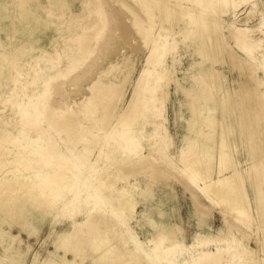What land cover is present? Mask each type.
<instances>
[{"label":"bare ground","instance_id":"obj_1","mask_svg":"<svg viewBox=\"0 0 264 264\" xmlns=\"http://www.w3.org/2000/svg\"><path fill=\"white\" fill-rule=\"evenodd\" d=\"M39 1L0 0V22L5 24L6 28L8 27L10 30L16 29L18 32H24L26 25L32 23L29 16L33 15L37 18L33 22V28L36 30L41 18V14L37 12L40 6L64 11L66 8L64 3L67 0H43L44 2H41L40 5ZM116 1V4L120 2L119 0L118 3ZM200 1L202 2V6L204 5V8L209 10L202 19V26L206 28L207 32V39L202 52L205 55H209L215 63L219 59L221 60L220 54L223 51H228L227 47H230L226 46L224 36L217 32L220 19H217L218 16L215 17L216 14H219L217 13L219 6L216 2L223 1L225 4L224 9L228 10V5H231V7H233L232 5H239L240 0ZM200 1L198 0L197 2ZM126 3L121 0V8L126 5L128 11L130 10L133 25L138 28V34L143 35L142 40L146 42L143 43L145 45L148 44L152 36L150 31L152 30V7L154 3L142 0L141 6L144 8L145 14H148L150 23L144 20L143 15L140 13V8V11H138L135 7V9L132 7L134 5H130L127 1ZM87 5L94 8L91 10L90 7V14L89 12L87 13L90 17L87 21L85 23L80 22L81 24L73 21V24L70 25V29L73 30L75 36L74 39L79 41V44L78 47L73 49L72 53L67 55L64 69L58 70L54 75L48 76L46 79L44 77L41 79L43 90L41 89L40 96L42 97H37V100L33 101L32 107L25 100L18 99L15 101L16 105L20 107L19 118L11 120L8 117L0 121V154L11 153L13 148H17L15 155L8 156L0 161V203L4 204L6 201H15L23 196L25 199L29 198L33 202H38L39 206L45 207H41L45 212L51 214L54 212L55 205L60 199L65 201V207L75 197H81L82 195L81 199L85 203L90 202L92 208H98L100 202H107L112 206H115L114 203L116 202L117 206H115L113 218L100 212L92 219L89 216L84 221H75L72 234H75L73 237L74 240L76 238V241L70 242L72 240L68 238L69 235H58L55 239L58 242L54 243V250L48 249L46 255H44L45 257L38 264H148L149 259L151 261L156 256L163 257V253L167 252L170 254L174 253V251L181 253L183 251L182 248L185 247L178 241V235L182 232V229L174 220L158 226L154 219H152V223L158 229L156 234L152 235L149 239L154 245L148 248L145 245L143 246L141 244L142 241L136 238L134 249L122 248L119 246L121 237L118 235V231H116V222L124 218L127 207L130 209L129 214L131 216V208H129V206H133L130 200L132 192L131 184L136 183L130 180L129 182L127 179L131 175L141 172L145 173L147 178L152 180L153 183L163 181L165 185H169L170 183L164 180L170 181L172 178L173 174L168 172L169 169H167L170 165L178 168L183 173V176L188 178L190 183L196 185V187H200L216 202L225 204L228 209L234 207L238 211L245 210L242 212L244 217H249L250 215L247 209L250 206V200L245 189V184L249 181L252 185L254 201L257 204V215L262 222L261 230L263 231V237L261 242L264 247V127L261 125L262 120L264 122V88H261L264 79L261 80L257 74L259 68L264 70V51L260 50L259 53H255L256 47L258 48L259 46L258 43L262 40L264 41V37L251 41L252 39L249 38H251L250 34L253 28L246 26H238L233 31L234 38H232L235 40L231 39L236 41L235 44L241 45L242 47L240 48L243 49L241 50L246 51L248 55V60L247 58H240L236 52H232L231 48L229 49L231 61L241 69L242 73L248 76L240 84L239 90L233 92L225 91L217 98L210 96L212 91L218 92L222 86L221 82L216 80V77L207 83L208 86L205 91L200 90L198 93L195 88H184L186 94L191 96L186 101L187 108L192 118L195 117L197 121H190L189 117H184V120L189 124L188 129L185 130L181 146L178 145L171 152L170 147L175 143L174 139L164 130L166 125L165 127L162 126L166 121V115L161 108L156 113H148L153 109V104L159 98L155 93L146 96L151 81L150 78L151 76L153 77V73L156 70L153 65L155 66L156 63L161 62L168 51L166 42L168 35L160 33L154 37L144 64L134 80L130 96L124 101V94L132 79V74L124 77L122 80L111 78L104 80L106 73L114 65L111 63L106 68H99L98 66L103 56L105 54L108 55L107 51L114 43L117 29L121 28L127 33L126 28H123L122 15L110 0H87ZM11 8H17L18 11H21L16 15L17 18L14 20H8L7 18ZM173 10L174 8L170 7L167 3L162 9L163 15L171 19ZM121 11L123 10L121 9ZM111 17L116 20L114 27L106 29ZM194 18L196 19V17ZM75 20H79V18L77 17ZM196 21L197 23L199 22L198 20ZM0 28L3 29L1 24ZM105 30L108 31V35L106 34L107 38L101 41ZM0 33H2L1 30ZM17 38L19 44H12L10 50L4 49L2 40L0 39V59L7 60L15 68L23 58L32 57V63L27 61L23 63L26 72L30 73L31 70L38 71L39 59H36L35 53L40 46V39H36L30 33L17 35ZM96 50H98V53L94 58L90 59ZM252 60L254 64L251 62ZM258 60L262 64L258 65L257 63V66H255V62ZM84 64L85 68L83 70L75 72ZM96 70L98 71L95 78L86 84L80 83L84 77L87 78V76H90ZM0 73L2 72L0 71ZM163 76L161 72H157L154 78L155 87L158 86ZM11 77L16 83H21L22 81V76L18 70ZM52 78L56 80L50 81ZM32 79L36 80V76H32ZM30 82L32 83V81ZM201 83L204 84V82ZM204 86L206 85L204 84ZM84 90L90 91L91 94H83ZM74 94H81L82 96L80 100L72 98L73 101L68 104V99ZM45 95L47 96L46 99H44ZM203 96L206 99L217 102L218 109L222 111L221 117L214 116L213 111L215 107L207 109L208 115L204 116ZM120 100L123 106L117 111L116 107ZM5 101L7 100L5 99ZM159 110L160 112H158ZM180 117H183V114ZM216 123L220 126L219 156H215L212 149L205 150L201 139L207 138L202 137L206 132L203 127H213ZM153 124L156 127L150 130L148 126ZM95 127L104 129V134L98 135L94 133L92 137H88L90 129ZM15 129L18 130V133ZM36 129L37 132L33 131ZM53 131L59 132V134L56 133L57 136L63 132L67 133H63L65 136L67 135L66 137L62 136L63 140L61 141H64L63 143L69 141L77 144L79 140H85L82 147L86 151L92 147L95 148L103 140L109 143L108 146L110 147L106 148L105 145L98 148V158L101 156L107 158L112 153H120L121 155L123 152L129 153L134 151L138 144L140 145L142 137H146L151 146H156L157 152L161 154V157L159 160L155 157L151 160L152 155H149L151 154L150 150L147 153L136 151L141 153L140 157H138L141 159L140 161L126 162L127 159H124V162V160L120 161L118 159L112 168L117 169V171L110 172L106 177L104 174V177L100 178L98 174L96 176L97 171L95 170L92 177L89 175V170L93 169L99 159L89 163L87 162L89 157L87 156L88 158L86 159L85 156L87 153L89 155V152L85 150L84 153L82 151L79 152L71 146L63 148L61 143L52 137ZM192 132L195 135H192ZM238 142L244 144L247 158L252 159L254 162V168L247 175H243V173L238 171L236 167L237 163L234 160L235 152L241 150L237 146ZM72 153L74 157L71 155ZM162 162L169 165H166L167 170L164 169L165 166ZM226 170H230V173L225 175L224 172ZM174 171L177 173L176 169ZM216 171H218L217 177L214 174ZM200 179L204 181L203 186L199 183ZM104 190L108 193L104 194ZM194 202L195 207L201 209L203 213L210 212L198 200H194ZM46 207L52 211H48ZM12 210L14 209L12 208ZM68 213L72 215L71 210ZM234 216L232 217L233 219ZM235 221H237L236 218ZM86 222L91 223V226L85 228ZM242 222L245 221L243 220ZM56 223H52V227L53 225L56 226ZM256 234L258 235V233ZM208 236L209 241L198 236L197 243L203 245L204 243L226 239V236L223 234H210ZM8 239H11L8 233L0 227V242L6 243L9 241ZM12 239L17 238L14 237ZM167 241H170V243L166 244ZM59 247L64 249L63 255L60 254ZM3 250L9 252L11 254L9 255V259H12L13 263L17 264L14 261V255H17L20 248H10L7 246L3 247ZM229 250H231V246L217 245L213 250H199L196 254L190 255L182 262H177L175 257V259L172 258V255L163 264H228L232 262L231 258L225 259V254L226 256L230 254L228 253L230 252ZM241 253L246 254V259L245 256H242V259L244 258L248 264H255L251 248L246 246ZM165 256L168 258L167 255Z\"/></svg>","mask_w":264,"mask_h":264},{"label":"rangeland","instance_id":"obj_2","mask_svg":"<svg viewBox=\"0 0 264 264\" xmlns=\"http://www.w3.org/2000/svg\"><path fill=\"white\" fill-rule=\"evenodd\" d=\"M110 1L121 13V18L124 25L123 28H126L127 33H125L121 28L117 29L114 37V43L111 45V47H109L107 51L108 55L105 54L103 56L101 63L98 66L99 68H106L111 63H113L114 65L106 73L104 80L109 78L114 80H122L124 77L132 74V79L130 80V83L128 84V87L124 94V101L127 100V98L130 96L134 80L138 76L139 71L144 64L146 56L149 52V48L152 45V40L160 33L162 35H168V37L166 38L168 51L162 58L161 62L156 63L155 66L153 65L156 70L153 73V77L151 76L150 78L151 81L146 96H150L152 93H155L159 98L153 104V109L148 113H156L159 108L163 110L164 114L166 115V121L164 122V124H162V126L165 127L166 125V128H164V130L167 134H170L171 137H173L175 142L170 147V151L172 152V150L177 148L178 145L181 146L185 130L188 129L189 124L186 120H184V117H189L190 121H197L195 120V117L192 118V115L187 108L186 101L191 98V96H188L186 94L184 88H195L196 92L198 93L200 90L205 91L206 87L208 86L207 83H209L213 78L216 77V80L218 82L220 81L222 86L218 92L212 91L210 96L217 98L225 91L233 92L239 90L240 84H242L243 81L248 78V76L242 73L241 69L237 67V65L234 64L229 58L231 56L229 51L232 50V52H236V54L239 55L240 58H247L248 60L246 51H242L243 49L240 48L242 46L238 43V45L235 44L236 41H233L235 40L233 39V31L238 26L251 27L253 28V31L250 34L251 38H249L252 39L251 41H256L259 38H263L264 0H238L239 5H232L234 7L233 10V7H231V5H228V10L224 9L225 4L223 1L216 2V4L219 6V11L216 12L219 14H216L215 17L218 16L217 19H220V25L217 32H219L220 35L224 36L226 46L230 47H227L228 51H223L220 54L221 60L219 59V61H216L215 63L212 61L209 55H205L202 52L207 39V32L206 28L202 26V19L206 16L207 11L209 10L204 8V5L202 6V2L200 0V2H197L198 0H196L197 3L195 2V0H147L149 2H152V4L154 3L152 7V30H154L152 32V30L150 29V33H152V36L150 38V42L146 45L144 44L146 43L144 42L145 40H142L143 35L141 36L140 34H138V28L133 25L131 20L132 14L130 10L128 11L126 5L121 8V0H119V3L118 0ZM115 1L119 5L116 4ZM126 1L130 5H134L132 6L133 8L135 7L138 11L141 10L140 13L141 15H143L144 20L147 23H150L148 14H145L146 12L141 6L142 0H122V2L125 3ZM41 2L44 1L40 0L39 5L41 4ZM167 3L170 7L174 8L171 19L163 15L162 9ZM64 4L66 5L64 11L53 10L49 7L46 8L45 6H40L37 12L38 14H41V18L37 27L35 25L36 30L33 28V22H35L34 20H36L37 18L33 15L29 16V19L30 21H32V23L26 25V29L24 30V32H18L16 29L10 30L8 27L6 28L5 24L0 22V24L3 26V29L0 28V30L2 31V33H0V39L2 40V46L5 50H10L12 44H19L17 35L20 36L26 33H30L36 39H40L39 42H41L35 53L36 59H39L37 68L38 71L31 70L30 73L26 72L23 63L25 61L32 63V57H28L26 59L23 58L15 68L12 67V65H10L7 60L0 59V71L2 72L0 73V110H2L0 112V121L5 120L8 117H10L11 120H16L17 118H19L20 107H18L19 105H16L15 103V101L18 99L27 101L29 106L32 107L33 101H35V99L37 100V97H42L40 96L41 91L43 90V82L41 79L43 77L46 79V77L48 78V76L54 75L58 70L62 68L64 69L65 63L67 61V55L72 53L74 48L78 47L79 41L74 39L75 36L73 30L70 29V25L73 24V21H75V23L77 24L80 22L85 23L90 17L87 13L89 12L90 14L91 6L87 5V0H67ZM92 9L94 8L91 7V10ZM121 9L123 11H121ZM20 12L21 11H18L17 8H11L8 13L9 16H7L8 20L16 19V15H18ZM191 13L193 16L191 15ZM77 17L79 18V20H75L77 19ZM194 17H196V19ZM127 18L128 20H126ZM199 19L201 20L199 21ZM196 20H198L199 22L197 23ZM115 21L116 20L111 17L106 29H111L112 27H114ZM261 25L262 27L259 28ZM106 34L108 35L107 30H105V32L103 33L101 41H104V39L107 38ZM258 45V48L256 47L255 49L256 54L259 53L260 50L264 51V41H260ZM97 53L98 50H96V52L90 59L94 58ZM251 62L254 64L253 60ZM255 63V66H257V63L258 65L262 64L260 60ZM83 68H85V64L79 67V69H77L75 72H80L81 70H83ZM17 70L22 76L21 83L14 82L13 78L11 77L13 76V74H16ZM97 71L98 70H96L90 76H87V78L84 77L80 81V83L86 84L87 82L91 81V79L96 77ZM157 72H161L164 76L159 81L158 86L155 87L154 78L156 77ZM257 74L258 77L261 78V80L264 79V70L262 68L258 69ZM34 75L36 76V80L32 79V76ZM201 76H203V78H201ZM55 80L56 79L53 80L52 78L50 81L53 82ZM30 81H32V83ZM201 82H204L206 86H204V84ZM262 83L263 84H261V88H264V81ZM83 92V94L85 95L91 94L88 90H84ZM81 96V94H74L70 97V99H68L67 103L70 104L73 99L80 100ZM46 98L47 96L45 95L44 99ZM5 99L7 101H5ZM216 103L217 102H214V100L211 101L209 99H206V97L204 96L202 97L204 116L208 115L209 108L213 107H215V110L213 111L214 116H222V111L218 109V105ZM122 106L123 103L120 100L116 107L117 111H119ZM160 110L158 112H160ZM181 114H183V117H180ZM159 120L161 121V119ZM262 122L261 125H263L264 127V122L263 124ZM154 127H156L155 124L148 126L150 130H152ZM219 127L220 126H218L217 123L214 124L213 127L204 126L203 129L206 132L202 137L207 138H201L204 149H212L215 156H219ZM90 130V134L92 135L89 134L90 136L87 135L88 137H92L94 133L98 135L104 134V129L102 128L95 127ZM33 131L37 132V129ZM16 132L18 133V130H16ZM56 133L59 134L58 131H53L52 137H54L59 143H61L63 148L71 146L72 148L77 149V151L79 152L82 151L84 153L86 151V149H84V151L82 147L85 140L81 139L77 142V144L65 141V143L67 144L66 145L65 143H63L64 141L61 140H63L62 136H67H65V134L67 133L63 132L65 134L60 133V135L58 136ZM192 135L195 134L192 132ZM101 142H99L95 146V148L92 147L90 150L87 149L88 151H86L89 152V155L88 153L87 155H85L86 159L89 157L87 159L88 161L86 160L87 162L92 163L96 159H99L95 163L93 169L89 170V175L92 177L95 170L97 171L96 176L98 174V177L100 178L104 177V174L106 177L110 172L117 171V169L112 168L117 163L118 159L120 161L127 159L126 162L140 161L141 159L138 157H140L141 153L136 151L147 153V151L149 152L150 150L151 154L149 155H152L151 160L154 157L158 158L159 160V158L161 157V154L157 152L158 150L156 149V146H151L147 138L142 137L140 145L138 144L137 148L134 151H131L129 153L123 152L121 155L120 153H112L107 158L105 156H101L100 158H98L97 150L99 147L105 145L106 148L110 147L108 146L109 143H106L104 140ZM160 143L162 144V142ZM238 143L239 144H237V146L241 150L235 152L234 160L237 163L236 167L238 171L243 173V175H247L254 168V162L252 159L247 158L244 144L240 142ZM16 152L17 148H13L11 153L5 155L0 154V161L4 160L8 156L15 155ZM71 155L74 157L73 153ZM163 164L165 166L164 169L169 166L166 163ZM170 166L167 169H169L168 172H171V174H173L172 178L170 179V181L164 180L170 183L169 185H165L163 181L153 183L152 180H149L147 178V175L145 173L141 172L133 174L127 179L128 181H133L136 184L130 183L132 185L130 200L133 204V206H129V208H131V216L129 214L130 209H128L127 207L126 215L124 216V218L116 222V231H118V235L121 237L119 246L125 249H134L135 241L136 239H138L142 241L141 244L143 246L145 245L147 248L151 247L154 244L150 242L149 239L152 235L156 234L158 229V227L152 223V219H154L158 226L174 220L175 222H177V225L181 226L182 229V232L178 235V241L181 242L183 246H185L184 248H182L183 251L181 253H176V251L170 254L167 252L163 253V257L156 256L154 259L152 258L151 261L149 259L148 264L166 263V261L170 259L172 255V258L175 257L177 262H182L190 255L196 254V252L199 250H213L217 245L226 247L231 246V250H229L230 252H228L230 254L228 256H226L225 254V259L231 258L232 260V262L228 264H246V254L244 255L241 253L243 248L246 246L253 250L252 257L254 263L264 264V247L261 242L263 237V231L261 230L262 222L257 215V204L254 201L255 199L253 196L251 183L248 181L245 184L246 194L248 195L250 200V206L249 208H247L250 215L249 217H244L242 212H244L245 210L238 211L234 207L228 209L225 204L216 202L214 199L210 198L200 187H196V185L190 183L188 178L184 177L183 173L179 171L178 168ZM173 167L177 170V173L174 171V169L172 170L173 172L170 171V169H172ZM179 173L181 176L179 175ZM224 173L226 175L230 173V170H226ZM214 174L215 177H217L218 171L214 172ZM199 183L202 186L204 185V181L202 179L199 180ZM107 193L108 192L104 190V194ZM81 197H75L74 200L69 203L70 205L68 204V206L66 205L65 207V201L60 199L59 201H57L54 212H52L51 214L45 212L41 208L45 207L42 205L39 206L38 202H33L29 198L25 199L23 196L19 197L15 201H6L4 204L0 203V227L2 230L7 232L8 236L11 238L8 239L9 241L6 243L0 242V263L14 264L12 259H9V255L11 254L3 250V247L8 246L10 248H20V251L17 252V255H14V261L17 264H38L39 261H41L42 258L45 257L44 255H46L48 249L54 250V243L58 242V240L56 241L55 239L58 237V235H69L68 238L72 240L70 242L76 241V238L74 240L73 237V235L75 234H72L75 221H84L89 216H91L90 219H92L97 215V213L100 212H102L103 214L105 213L106 215H109L113 218L112 215H114V210L116 209L115 206H117L116 202L114 203L115 206H112L107 202H100L98 208H92L91 203H85V201L82 200ZM194 200H198V202L207 207L210 212H207L205 214L201 209L196 208L194 205ZM12 208L14 210H12ZM70 210L72 215L68 213V211ZM232 210L233 212H231ZM48 211L52 210L48 209ZM233 216L234 219L232 218ZM235 218L237 221H235ZM242 219L245 222H242ZM54 222H57L56 226L53 225L52 227V223ZM86 223L87 224H85V228L91 226V223ZM249 226L251 227V229ZM235 230L238 231L236 232ZM255 232L258 233V235ZM210 234H223L226 236V239L213 241L212 243H204L203 245H199L197 243L198 236L199 238H203L209 241L208 235ZM14 237H16L17 239H12ZM11 241L13 242L11 243ZM169 243L170 241L166 242V244ZM58 249H60V254L63 255L64 249L62 247H59ZM165 255H167L168 258ZM242 256H245V259H242ZM165 258L167 259L165 260Z\"/></svg>","mask_w":264,"mask_h":264}]
</instances>
